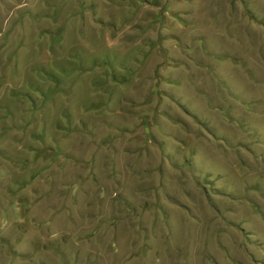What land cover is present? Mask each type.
I'll use <instances>...</instances> for the list:
<instances>
[{
  "label": "rangeland",
  "instance_id": "obj_1",
  "mask_svg": "<svg viewBox=\"0 0 264 264\" xmlns=\"http://www.w3.org/2000/svg\"><path fill=\"white\" fill-rule=\"evenodd\" d=\"M0 264H264V0H0Z\"/></svg>",
  "mask_w": 264,
  "mask_h": 264
}]
</instances>
